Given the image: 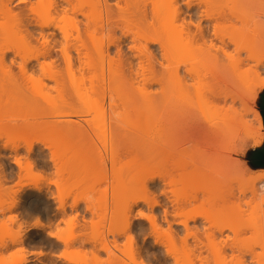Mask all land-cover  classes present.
Instances as JSON below:
<instances>
[{"label":"rangeland","instance_id":"1","mask_svg":"<svg viewBox=\"0 0 264 264\" xmlns=\"http://www.w3.org/2000/svg\"><path fill=\"white\" fill-rule=\"evenodd\" d=\"M107 1H109L111 7L113 8L112 11L110 13H107L104 10L105 5L101 6L102 7V8L100 7L101 12L99 11V18L97 20L93 21L90 20L89 16L84 17L80 15L79 18L83 22H80V25L78 24L80 27L79 33L78 31H76L75 27H73V24L68 20L67 21L65 20L64 22L61 21L58 24V27L50 28L46 30V34L48 33L51 34V31L55 32V36L50 37L51 38L50 43L52 45H56L57 48L59 49L60 48L64 49L65 44L68 45L67 55L71 56V59L73 60L72 62V60L69 59L68 62L70 64H67L68 62L65 61L67 60L64 55L65 52L63 53V57H64L63 58L61 50H59L58 54L60 55V57L58 56L59 62H57L59 65H56L54 67L58 73L57 76L58 78H56L57 80L55 79L51 80L52 78L44 77V81H42L39 78V76L42 74V72H38L40 71L39 69L37 73L34 74V76L32 74H31L32 76H30V72H28L29 74L28 73L27 74L29 76L26 77L27 74L26 75L23 74L25 76H22V74L20 75V72L15 65L13 66L15 71L13 70V68H8L9 67L8 63L11 58H14L15 60L19 59V57L15 53L19 52L20 50L21 52L19 53L22 54L23 53L26 54L29 48H34L35 50H37L38 48L37 51H39L41 49L40 42L42 41V39H40V42H38L30 35L27 36L25 31L21 32L19 29L15 27H4L3 29L0 28V58L2 56L1 53L9 50L7 54L8 56H6L7 58L6 57H5L6 59L4 58L6 61L5 63H7L8 66L5 72L11 71V74H14V81H15L12 82L7 78H0V118H6L8 122H11L12 119L14 118H31L35 122L34 127H27L23 125L19 120H17V123L14 124L16 127H13L14 126L13 125L11 130L8 129L9 131H7L4 128V126L2 127V129L0 127L1 130H3L4 128L7 131L6 133H4V130L3 133L0 132V135L7 136L6 142L10 143L13 146V148H15L16 145H18L19 148L18 158H21L20 160L22 165V167L19 168L15 164L14 160H12L13 156L16 157L13 148H10L11 146H7L5 148L3 146V143L0 142V154L3 153L2 155H0V163H3L4 165V177L1 176L0 179H4V182L6 184H16L20 188V192L17 194V199H18L17 205L14 206V209L12 208L11 210H8L4 213H0V220H11L13 222L14 227L20 224L21 222H23L26 229L23 235L24 239H22L24 243L22 241L16 244L9 243L7 249L6 248L0 249V251H3L0 253V257H4V258L11 257L10 261H8L7 259H0V264H23V263L25 264L26 261H27L26 264H53V263L54 264H89V257L87 254L88 250H96V249H97L96 250L97 253L100 251L97 254L99 257H101L102 259L107 257L108 255L107 252H104V250L101 251L99 247H96V245L98 246V244L95 245L93 241L88 239V233L91 228L90 222L94 218V214L87 207L86 202L84 200L79 201L78 203H76L75 206H73L75 190L73 191L72 194L68 195L64 201V198L66 194L70 191V189L69 186L63 182H58L59 184L58 188L56 187V185L50 184L52 182L51 180L49 182L43 181L39 189L31 185L32 182L39 183V181L44 179L45 177L54 176L56 170V163L62 175L64 172V168L67 165L70 169H75L77 173L76 176L74 177L75 180L95 181L102 185L103 199L106 208V210L104 209V212L108 210L105 213V214L108 213L107 214L108 218L107 216H105V221H104L105 230L109 228L111 223L110 216L113 213V211L117 209L118 204L122 205L125 202H128V204L130 203L133 204L135 198H138L136 196H138V194L140 196V192L138 193V190H136L135 192L136 196L133 195L131 197V200L133 201L130 202L127 194L121 189L122 171H124L125 169H137L142 164L141 157H138L140 152L138 151L137 147L133 145V140L131 142L129 141L130 139L128 138L131 136V134L134 131H128L130 132V135L128 136V132H126L124 129L119 127L115 122L112 124L107 121H105V123L103 121L99 123L98 121L100 120L97 121L94 115V113L97 114L96 112H98L97 110L98 107L100 106L101 108V104L102 106L103 105L105 106L107 112L111 109L112 96L106 90L104 83L109 78L112 65L106 62L104 69H101L99 68V66H89L88 64H86V60H88L89 58L96 57L95 37L111 32L112 35L114 37H117L118 39H116L114 43H109L108 41H105L104 48L106 52V61L110 57H118L119 70L123 78L129 84H134L135 82L142 80L141 64L142 63L146 64V66H148L150 70V78L148 80L143 81V88L145 91L152 94V99L157 103L160 109L163 110L166 105V102L165 104L162 105V100L164 97L161 95L160 89L163 85L164 79L168 74L167 71H164L165 68L164 66H166L169 63L168 58H166L164 54L165 52L168 51V47L166 51H163L162 49H160V45L158 41L155 42L151 40L153 41L151 42L150 40H144L142 38L138 41L135 38L134 33H128L125 35L121 27L124 21L120 19V16H121V8L126 3V0L123 1L120 0L119 1L120 6L114 5L117 2V0L116 1L107 0ZM162 2L163 0H142V3L136 5L141 7L145 5L144 7L147 8L150 14V15L148 14L149 19L147 18L148 19V21L146 20L147 22L145 20L141 21V19L138 20L139 17L136 16L138 7L135 10V8L134 9L132 8L133 7L132 5L131 13H132V9L133 12L135 10L134 15L135 17L138 18V19L135 18L132 13L133 15L132 19L141 29L150 30L152 25L159 27L161 29V35H162L161 38L165 37L164 36L165 30H167V32L170 35L175 37L176 34L175 28L173 27V25H171L168 18L165 16L164 10L162 8L157 7V5L161 4ZM102 3L104 4V1ZM176 4H178L180 9L182 8L183 10L186 7L185 2L182 0H176ZM13 5H14L13 7L16 10H18L19 7L24 6L23 4L18 3L17 0L13 3ZM116 7H120V9ZM141 7H139V9ZM203 7H205V5L193 3L191 10H189V13L194 14L196 12L198 15V13L201 11ZM93 14L94 13H92L91 15ZM96 14L97 13H95L94 15ZM221 15H223L224 17L227 15H228L227 17H229L231 15L229 19L232 18V20L235 23H237V21H235L234 18L235 17L238 18V17L234 15L227 8H225L220 14L213 16L212 18L217 20L221 18L223 19V16ZM232 15H234L235 17H233ZM227 17L224 18L225 20H223V22H225L227 19L228 23L231 22L234 23L233 21L228 20ZM196 19L199 18L197 17ZM239 21L238 24L234 23V26L235 25L239 26L242 23V21L240 22ZM179 22L181 21L180 20L178 22L176 21V24ZM217 22H219L220 25L222 23L220 21ZM204 24L207 27V30H209L207 34L209 35L212 34L210 36L208 35L209 37L207 36V38H210L211 36H213L212 24H210L209 20L207 21L205 20V22H203V25ZM225 25L226 24L224 23L223 28H225ZM194 28L193 27L191 28L193 29L194 32H192V30H189L193 33L192 34L193 36L194 33H196ZM219 31H221V29ZM187 32L188 31L185 30L183 33L184 40L187 41L190 44V46L193 48L198 47L208 50L212 55L213 62L209 64L204 71L201 72V74L205 75V79L202 78L200 79L201 81L198 80V77H196L197 73H198L197 76L199 75L201 76L200 72L197 73L196 71H193V73L190 72L191 64L182 63L177 68V70H179L178 73L179 75L185 74L183 76L187 77L184 83H182L186 91L194 100L197 101L196 107L186 116H184L179 122L180 131L177 135V139L179 141H182L183 145L192 144L204 149L208 153H214L215 151H217L219 147L221 132L215 130L211 131V133L207 135L208 138L206 139V137L202 135L203 134L202 131L204 132V128L206 127L207 128L213 127L215 129V127L217 126L215 125L214 122L216 121H214L215 119L213 118L215 116V110L223 109L225 104H226L225 108H228L230 106L239 108L241 105L240 102L243 99L246 101L248 106L252 107L255 110V112H257V114L259 115L257 126L259 127L260 125H264V116H263L264 86H258L255 89L254 101L247 100L245 97H243L241 93V88L243 87L244 82L241 80L240 74L238 76L237 72L238 71H239L238 73L251 72L252 74H254L253 71L256 70V67L254 66L256 61L254 58H252L253 60L248 58V56L250 55L248 50L243 48L242 51L241 48L236 50L234 48L237 45L236 41L234 42L236 44L232 43L230 44V46L225 47L216 38L212 39L214 38V36L210 38V40L212 39L215 45H212L213 43L206 38L200 40L198 37H196L195 40H193L194 42L191 43L190 37L192 36L190 32L189 33ZM66 33L68 35H66ZM35 35H37V33ZM65 36L66 37L68 36V38H65ZM225 38L227 39V35L225 36ZM139 43H143L145 45L147 49L146 53L140 50L138 46ZM119 44L122 49L121 56H119V54L117 53V45ZM219 46H222L224 50H219L217 48ZM76 47H78V50ZM216 48L219 50L218 52L216 51ZM12 49L13 51L14 50L17 51L13 52ZM80 50H83L82 52H79V54L81 53L82 55L81 56L82 63L80 61V57H79L80 55L76 53ZM149 50L151 51V53H149L150 52ZM239 50L241 51L240 53L237 52ZM222 51H224L225 53ZM135 54L136 57H134ZM128 55H130V57ZM137 55L140 57H138ZM149 55L151 57L150 65H148ZM153 55L154 58H156L157 60L152 58ZM25 56L27 57V55ZM218 56L223 59L222 61L223 64L219 62ZM127 57H129L130 61L133 60L132 61L133 67L131 68V71L129 70L128 65H126L127 64L126 61H128ZM40 59L43 60V58ZM231 59L234 60V61L232 60L233 65L236 64L237 66L235 65V67H233L232 62L230 63ZM33 61L36 62V60ZM70 67L71 69L69 70L68 68ZM237 67L239 68V70ZM262 67L263 66H261V69H263ZM3 68L5 69V67ZM235 68L238 71L235 70ZM188 69L190 70L189 72L187 71ZM154 73H156L158 76L154 75ZM191 74L193 75L191 76ZM207 75H209L208 76L210 77L209 83L212 85H210L207 81L206 82L211 86V88L207 84L204 85L205 83H203L202 81L208 78ZM261 76L264 77V72L261 73ZM211 77L213 78L216 77L215 78L217 79L216 81L217 82L221 81L222 83L220 84L219 82L218 83L219 86H218L217 82L215 83L214 81L215 79L213 80ZM211 80L213 83L211 82ZM57 84H58V88L56 91L54 89L52 91L48 90L52 85H57ZM213 84L215 90L216 87L218 88L220 87V89L223 90L227 88L230 89V91L229 90L227 91H229L228 94L231 96H228V94H226V90L223 91L225 92V94H223V97L226 96L225 100H223L225 101L224 104H221L223 102L219 101L220 99H222V97L220 96L218 97L219 100H217V97H215L216 98L215 100L214 98V95L216 94L214 93L215 91L213 92L214 94L211 93L213 91V90L211 91V89L214 88ZM221 91L218 90L217 93L220 92L221 94ZM232 95L235 98L232 99L233 102L230 101ZM198 97L202 98L200 99L201 104L198 103L199 101ZM132 99L134 101H132ZM209 99L210 100L213 99V100L207 101ZM125 102L127 103V105L129 104L128 106H130V108H132L133 104L136 107L140 103V97L138 95H133L130 98H126ZM203 102L207 103L209 108H207L208 107L207 104ZM229 102H231L232 104ZM123 106L124 105L122 104L121 107ZM203 107L206 111L203 109ZM75 110L77 112L79 111L78 112L79 116H77V118L76 117L74 118L80 119L83 117L82 119H80V121H78V123L80 122L79 124L77 125L73 124L72 126H68L67 123L64 124L63 122L61 124L56 123L55 120L57 119L61 120V118H65V117L69 118L70 115L68 113H71L72 111L73 114H76ZM207 112L209 113V115ZM58 113L59 114L63 113V114L59 116ZM64 113H66V115H64ZM85 119H88V122H86ZM89 120L91 121L89 122ZM136 125L138 131L136 133H139L140 135L142 134V132L144 133L145 129L142 130L140 128H145V118L141 119L140 121L138 120ZM9 126L7 127L9 128ZM76 127H78L79 131L81 132L77 130L78 128L75 129ZM75 130L76 133H74ZM153 133L157 136L159 135L158 139L161 141V135L158 133L155 127L153 128ZM138 135L136 134V136ZM139 137H141L140 139H142L143 135ZM134 139L137 140V138ZM130 142L132 146L129 144ZM27 145L29 146L32 145L31 151L26 150L27 149L26 147H28L29 149V146ZM127 145H129L130 148L127 147ZM263 147H264V139H258V146L255 149L249 147L243 153L237 152L234 154L233 159L239 161L242 165H244L246 170L251 174L256 175V174L264 173V167L256 165L252 159L253 153L257 150L262 149ZM24 148L26 151L24 150ZM27 157L29 158L28 160ZM53 158L55 160H53ZM27 162H29L30 164L33 163L34 165H31L32 167L30 168V166L27 165L28 164ZM173 168L175 169L176 175H182L186 181H193L192 187L190 188L187 196L178 202L174 201L170 191H166V189L170 187L168 184L165 185L166 194L162 193L161 182H163L164 179L167 181L169 177L162 178L163 179L162 180L158 176L160 174H158V175H148L141 178V183L148 179L153 180V181L149 180V185H150L149 188L151 192L149 196L150 198L152 196L153 199L157 200L159 203L158 205H155L153 208V212L158 219L157 222L160 219V217L158 216L160 215L162 216L163 214L162 211L165 207L166 208L168 207L170 213L173 212L174 210L173 203H177L178 205L182 206L181 207L182 209H192L194 210V212L207 214L208 210L202 207L201 204L208 199L209 192L202 183H199L195 180V178L200 176L201 169L200 168L195 169V167H191V166H188L185 170L180 169L177 166H173ZM106 178L110 180V183H104V180ZM7 179L9 180L8 182ZM141 183L138 186L139 190L140 187L142 186ZM239 187L240 185L237 182H231L225 185L223 188H221L214 199L213 202L214 207L229 215L235 214L238 207L240 208L246 207V202L251 200L250 197L245 196L246 198L243 197V199L241 198L238 200L233 197V195L236 193ZM56 196L57 198L63 197L62 199L64 202L60 201L62 205L64 203L63 206L64 208L62 207L63 209L59 206V202H58L59 198L57 199ZM33 199L35 200L39 199L41 204L38 209L31 212L27 209L26 205L29 200H33ZM137 201H138L137 205L130 204L131 206L129 207H131V209L128 208L130 209V211H128V213L130 214V215L128 214V217H130L129 220L132 224V225L130 224L131 226L130 235L134 234L133 236L131 235L133 237V240L132 239H130V241L127 240V246L129 250L135 251L137 249L136 250L137 253L139 249L138 253L139 252L141 253V254L139 253V255H141V258L143 260L144 259L146 260L147 264L148 262L150 264H161L162 262H165L164 264L167 263L171 264L172 260L166 259V261L168 260L166 262L165 259L164 260L162 259L167 257L164 256L165 253L164 248L153 241V239H155L154 237L155 235L152 233L154 231L153 229H151L152 227V225H150L151 223L148 221L146 216L145 217L138 216L139 214L138 211L140 210L141 211L144 210L143 212L145 214L147 213L150 214V212L152 211L150 205H147L148 203L142 202V200L139 199ZM15 216H17V218L14 219ZM37 217L43 223L42 224L43 226L30 227L32 222ZM73 217H75L74 223L76 224V227H74L72 231L73 233H78L80 235H78L70 244L66 245V243L63 240L56 237L54 233L61 232V229L65 227V221L68 219H73ZM200 222H202L205 226L217 225L214 224L215 217L209 216L208 218L203 214H199V218L196 220V222H190V225H194L195 223L199 224ZM163 226L165 228L167 227L165 223H163ZM175 227H177L178 229H182L181 226H175ZM234 229L238 230L240 236L250 235L252 231L251 228L243 227L240 224H234L231 227H226L225 232L221 237L218 238L216 237L217 239L215 238L216 242L215 241L213 242L215 243L218 242L217 245L211 243L212 241L206 242L207 239L203 238L205 240V241L203 240L204 243L207 244L209 243L211 245V246L209 245V248L207 244L203 245V247L204 246L207 247V248L205 247V250L203 249L204 251H202L204 252L203 259L205 258V256H207L209 264H216L217 254L214 247L218 248L220 245L219 242L221 243V240L222 241L225 240V243L223 242V245L220 248V255L224 257H231L236 251V249L232 246L233 244L232 238L237 234V231H234ZM62 234L63 233L61 232V235ZM40 237L43 239H40ZM108 237L110 238L109 240H112L111 233H109ZM126 237L125 235H123L121 236V238L119 237L118 238L119 240L117 239V241L122 243L124 242V240L127 239ZM175 241L176 242L173 241V248L175 249V252H180L181 248H183V255L185 256L186 260L189 261V264H199V259L201 258V256L199 257L198 255L199 254L201 255L202 253L198 254L199 251L196 252L197 250L192 241L190 242L191 244H189V246L185 245L186 247L182 245L183 242L181 240L176 239ZM192 244L194 247L192 246ZM192 247L193 249L195 248V250H192ZM187 249L190 251H187ZM114 250L117 253V255H122V253H120L118 249H114ZM258 250L259 248L257 247V251ZM37 251L38 252L42 251V254L35 253ZM196 255L198 256V258ZM22 256L26 259H24ZM23 259L25 260V262H23ZM245 259L251 260V254L246 255ZM201 262H202V258L200 263ZM204 264H208V263H204Z\"/></svg>","mask_w":264,"mask_h":264},{"label":"clouds","instance_id":"2","mask_svg":"<svg viewBox=\"0 0 264 264\" xmlns=\"http://www.w3.org/2000/svg\"><path fill=\"white\" fill-rule=\"evenodd\" d=\"M184 2L189 7L193 3L205 5L199 12L201 19L216 16L225 8L230 10L242 23L239 26L223 28L224 34L229 35L237 42L238 49H247L251 57L256 58L258 61L264 60V0H184ZM85 3H87V0L78 5V7L82 8ZM140 3H142V0H126V3L121 8L120 19L124 21L123 25H121L124 34L134 33L138 41L141 38L144 40H161V29L159 27L152 25L150 30L141 29L132 19L131 7L133 4L139 5ZM91 7H96V5L91 4ZM157 7L164 10L165 16L176 30L175 37L170 35L167 30L164 31V36L168 41V51L164 54L168 58L169 63L165 66L168 74L160 89V93L166 101L163 110L152 99V94L143 88V81L150 78V70L146 64H141L142 80L129 84L119 70L118 57H110L106 61L105 41L114 43L118 39L111 32L95 37L96 57L86 60V64L89 66H99L101 69H104L106 62L112 65L109 78L104 85L112 96L110 118L119 127L126 132L137 131V117L142 114L145 118V131L142 139L133 141L138 151L142 153L140 155L142 164L137 169H125L122 171L121 189L127 194L131 202L133 201L131 197L140 185L142 177L156 174L167 175L169 179L166 183L170 187L166 191H170L174 201L178 202L187 196L193 181H186L182 175H176L175 169L170 162L175 158L185 163H197L201 173L195 180L202 183L209 192L208 199L201 204L202 207L208 210V213L199 214H203L208 218L209 216L215 217L214 224L222 228L240 224L252 230L250 235L240 236L238 230L234 229L237 234L232 238V246L236 251L231 257L220 255V248L223 242L218 248L214 247L217 254L216 264H264V191H254L256 182L264 179V173L251 174L244 165L233 159L235 153H243L249 147L255 149L258 146V139H264V125L257 126V112L248 106L245 100H242L239 108L230 106L215 110L214 119L221 131V138L219 147L214 153H208L192 144L181 145L178 142L179 122L196 107L197 101L187 93L180 77L177 75L176 69L180 64L188 63L191 64V71L202 72L213 62V58L208 50L198 47L193 48L184 40L185 25L183 23L176 24V16L179 9L176 0H163ZM87 15L93 21L99 18L98 12L94 16L89 13ZM192 23H196L197 27H199L198 21H193ZM217 28L220 29V26L218 25ZM66 35L68 34L66 33ZM138 46L142 52H147L143 43H139ZM67 47L68 45L65 44V55H67ZM41 54L34 48H29L26 53L28 59ZM17 56L19 59H14L10 67H13L14 64L19 72L23 74L25 54L18 53ZM150 62L151 57L149 56L148 65H150ZM41 67L42 74L39 78L42 81H44V77L57 78L58 73L53 64H42ZM0 78H7L15 82L14 75L11 73L6 74L2 65H0ZM241 79L244 82L241 88L243 97L254 101L255 89L258 86H264V77L257 80L256 75L249 72L242 74ZM57 88L58 84L52 85L48 90L52 91L54 89L56 91ZM133 95L140 97V103L134 109L125 103V99ZM122 104L124 105L123 107H121ZM17 120L27 127L35 126V122L31 118H14L11 122L15 124ZM6 123H8L6 118H0V127H3ZM56 123L61 124L62 122L57 119ZM63 123L66 124L67 122ZM154 127L161 136H167L168 139L161 142L157 135L153 133ZM6 141L7 136L0 135V142L3 143V146H11L13 148ZM12 160L16 164L18 163L14 156ZM53 160L55 159L53 158ZM76 174L75 169H70L66 165L62 175L56 163L54 176L45 177L39 183L32 182L31 185L39 189L43 181L49 182L51 180L50 184H54L58 188V182H63L70 189L64 201L75 190L73 206L81 200L86 202L87 207L94 214V218L90 222L91 228L88 233V239L93 241L94 244H98L100 249L108 253L107 257L102 259L95 250H88L89 264H146L145 260L142 258L138 259L135 251L129 250L127 246V240L130 235L128 233V202L117 205L116 211L111 214V225L106 232L104 229L105 202L102 185L95 181H77L74 179ZM0 176L4 177L3 163H0ZM231 182H237L242 190L252 189L254 191V196L246 202V207H238L233 215L216 209L213 203L218 191ZM104 183H110V180L106 178ZM19 192L20 188L18 185L6 184L4 179H0V213L12 209L17 204V194ZM148 198L150 196L147 198L140 196L137 199ZM58 201L59 206L62 208L64 203L61 205L59 199ZM140 215H143V213H140ZM74 220L75 217L65 221V227L61 229L62 235L61 232L54 233L66 245L80 235L72 231L76 227ZM42 226V222L38 217L30 225V227ZM25 230L23 222L14 227L11 220H0V249L7 248L9 243L16 244L22 241ZM154 231L157 234L155 227ZM161 231L163 230L161 229ZM109 233L127 234V239L122 243L118 242L115 237L109 240ZM257 247L259 248L258 251ZM113 248L118 249L122 255H117ZM167 249L170 253L177 256L179 264H189V261L183 255V248H181L180 252H174L172 246L167 243ZM187 251L190 250L187 249ZM248 254H251V260L245 259ZM0 259L10 261L11 257H0Z\"/></svg>","mask_w":264,"mask_h":264},{"label":"bare ground","instance_id":"3","mask_svg":"<svg viewBox=\"0 0 264 264\" xmlns=\"http://www.w3.org/2000/svg\"><path fill=\"white\" fill-rule=\"evenodd\" d=\"M16 0H0V28H4V27H15V28H17V29H19L21 32H26V34H27V36L28 35H30L31 37H33L34 39H36L38 42H40V39H42V41L40 42L41 43V49L38 51V52H41L42 54L41 55H38V56H36V57H34V58H32V59H28V57H26L25 56V64L23 65V68H24V72H23V74H27L28 72H30V76H32L31 74H35V73H37V71H38V69L40 70V71H38V72H42V67H41V65L42 64H48V63H51V64H53V66L55 67L56 65H59L57 62H59V60H58V56L60 57V55L58 54L59 53V50H61V53H62V57H63V53L65 52L64 51V49L62 48H57V46L56 45H52L51 43H50V40H51V36L53 37V36H55V32H53V31H51V34H46V30H48V29H50V28H55V27H58V24L61 22V21H69V22H71L72 24H73V27H75V29H76V31H78V33H79V29H80V27H79V25H80V22H83V21H81V19L79 18L80 17V15H82V16H84V17H88L89 15H87V13H89L90 15L92 14V13H99V11L101 10V6H103V5H105V11L107 12V13H110L111 11H112V7H111V5H110V3H109V1H107V0H87V3H85L84 4V6L82 7V8H79L78 7V5H80L81 3H84L85 2V0H17V2L18 3H21V4H23L24 6H22V7H19L18 8V10H16L13 6V3L15 2ZM104 1V4L102 3ZM116 1V0H115ZM119 1L120 0H117V2L114 4L115 6L117 5V6H120L119 5ZM121 1H123V0H121ZM182 1H184V0H182ZM109 4H108V3ZM182 3V2H181ZM91 4H94V5H96V7H91ZM108 4V5H107ZM186 4V3H185ZM194 4H196V3H194ZM135 4H133V9L135 8V10L137 9V7H138V10H137V15L136 16H138L139 17V19L137 18V17H135V15H134V12H135V10H134V12H133V9H132V13H133V15H134V17L135 18H137L138 20H140L141 19V21H148V16L150 15L149 14V12H148V10H147V8L146 7H144V6H134ZM183 5H184V3H183ZM16 6V5H15ZM110 6V7H109ZM201 6V5H200ZM86 7H87V9H86ZM101 7V8H100ZM139 7H141L140 9H139ZM182 7V6H181ZM116 8H119L120 9V7H116ZM191 8H192V6L191 7H189V5L188 4H186V7H185V9L183 10L182 8L180 9V7H179V9H178V15L176 16V21L178 22L179 20L181 21V22H179L180 24L181 23H183L184 25H185V30L186 31H188L187 33H189L190 32V34H191V36L192 37H190V42L191 43H193L194 41L193 40H195V38L196 37H198L200 40L201 39H208L210 42H212L213 44L212 45H215V43L213 42V40L212 39H217L218 41H220L225 47H228V46H230V44H232V43H234L235 41L229 36V35H227V39L225 38V36H226V34H223L224 32H223V24L225 23L226 25H225V27L226 26H234V21L232 20V18H230L229 19V17H231V15L229 16V17H227V16H225V17H227L228 18V20H231V21H233L234 23H232L231 21V23H228V21H227V19H226V21L225 22H223V20H225L224 18V16L223 15H221V16H223V19L221 20V19H213L212 17H210V18H208V17H205V18H203V19H201V17L199 16V13H198V15H197V13L195 14H193V13H189V10H191ZM200 8V7H199ZM182 10V11H181ZM197 10V9H196ZM200 10V9H199ZM101 12V11H100ZM138 13H139V15H138ZM184 13H186V14H184ZM93 14V15H94ZM136 14V13H135ZM149 14V15H148ZM73 15V16H72ZM132 15V16H133ZM233 17H235L234 15H232ZM133 17V18H134ZM199 18V19H196V18ZM148 18V19H147ZM220 18V17H219ZM235 19V21H237V23H235V24H238V21H239V19L238 18H234ZM237 19V20H236ZM137 20V21H138ZM205 20L207 21V20H209V22H210V24H212V28H213V36H214V38H212L213 36H211L210 38H212L211 40H210V38H207V36L209 35V34H207L208 32H209V30H207V27L205 26V24L203 25V22H205ZM146 21V22H147ZM193 21H198L199 22V27H197V25H196V23H192ZM217 21H220V22H222L221 23V25H220V23L219 22H217ZM241 21V20H240ZM239 21V22H240ZM145 23V22H144ZM179 23H177V24H179ZM228 23V24H227ZM79 24V25H78ZM147 24V23H146ZM209 24V23H208ZM207 24V25H208ZM230 24V25H229ZM172 25V24H171ZM218 25H220V29H221V31H219L220 29H218L217 28V26ZM235 26H237V25H235ZM194 28V30H195V32L196 33H194V36L192 35L193 33L192 32H194L193 31V29H191V28ZM210 27V26H209ZM188 28V29H187ZM209 29V28H208ZM189 30H192V32L191 31H189ZM212 30V29H211ZM210 30V31H211ZM38 31V32H37ZM211 32V33H212ZM37 33V35H35ZM210 35H212V34H210ZM209 35V36H210ZM225 35V36H224ZM29 36V37H30ZM162 36V35H161ZM208 36V37H209ZM65 38H68V36L66 37L65 36ZM198 38H197V40H198ZM151 41V40H150ZM153 41H155V42H159V45H160V49H162L163 51H166L167 50V47H168V41H167V39L164 37V38H161V40H153ZM153 41H151V42H153ZM203 41H205V40H203ZM207 41V40H206ZM156 44V43H155ZM234 44H236V43H234ZM43 45V46H42ZM222 45V46H223ZM222 46H219V47H217L219 50H224V48L222 47ZM77 48V50H78V47H76ZM216 48V51L218 52L219 50ZM236 50L238 49L237 48V45L234 47ZM10 49V48H9ZM79 49H80V47H79ZM240 49V48H239ZM244 49V48H243ZM7 50V49H6ZM11 50V49H10ZM37 50H38V48H37ZM76 50V51H77ZM235 50V51H236ZM12 51H13V49H12ZM17 51V50H16ZM15 50L13 51V52H16ZM83 50H80V51H78V52H76V53H78V55H80L79 57H80V61H81V53L79 54V52H82ZM150 51V50H149ZM148 51V52H149ZM241 51H242V48H241ZM240 50L239 51H237L238 53H240L241 52ZM8 52H9V50H7V51H4L3 53H1V58H0V63H1V65L3 66V67H5V69H4V71L5 70H7L6 68L8 67V68H13V70H14V67H10V64H12V62H13V60H14V58H11L10 59V61H9V63H8V66H7V63H5L6 61H5V59L7 58L6 56H8L7 54H8ZM19 52H21V50L19 51ZM19 52H17V53H19ZM23 52V51H22ZM222 52H224V51H222ZM12 53V52H11ZM17 53H15L16 55H17ZM26 53V52H25ZM117 53L119 54V56H121V54H122V49H121V46H120V44L119 45H117ZM146 53V52H145ZM149 53H151V51L149 52ZM149 53H147V54H149ZM225 53V52H224ZM20 54H22V53H20ZM24 54V53H23ZM26 55V54H25ZM64 55H65V53H64ZM70 55V54H69ZM146 55V54H145ZM151 55V54H150ZM149 55V56H150ZM125 56H126V54H125ZM129 57H130V55H128ZM138 56V55H137ZM148 56V55H147ZM6 57V58H5ZM78 57V56H77ZM129 57H127V60L128 61H126L127 62V64L126 65H128V68H129V70L131 71V68L133 67V60L132 61H130V59H129ZM134 57H136V54L134 55ZM138 57H140V56H138ZM146 57V56H145ZM251 56L249 55L248 56V58L249 59H252V58H254V57H251ZM5 58V59H4ZM40 58H43V60H41ZM64 58V57H63ZM65 58L67 59V60H65V61H67L68 62V60L69 59H71V56H68V55H65ZM149 58V57H148ZM152 58H154V55H153V57ZM218 58H219V62L220 63H222L223 64V59L221 58V57H219L218 56ZM78 59V58H77ZM126 59V58H125ZM154 59H156V58H154ZM255 59V61H256V63H255V67H256V70L255 71H253L254 72V75H256V78H257V80H259L262 76H261V73L262 72H264L263 71V69H264V61L263 60H260V61H258L256 58H254ZM17 60V59H16ZM33 60H36V62H34ZM72 60V59H71ZM79 60V59H78ZM157 60V59H156ZM232 60L233 59H231V61H230V63L232 62ZM253 60V59H252ZM234 61V60H233ZM72 62H73V60H72ZM81 63H82V61H81ZM67 64H70L69 62L67 63ZM160 64H162V63H160ZM234 64H235V62H234ZM232 65H233V62H232ZM236 65V64H235ZM235 65H233V67H235ZM13 66H14V64H13ZM71 66V65H70ZM237 66V65H236ZM261 66H263L262 68L263 69H261ZM72 67V66H71ZM71 67L70 68H68L69 70L71 69ZM165 67V66H164ZM238 68V67H237ZM18 69V68H17ZM180 69V68H179ZM10 70V69H9ZM177 70V69H176ZM235 70H237L236 68H235ZM238 70H239V68H238ZM237 70V71H238ZM15 71V70H14ZM164 71H167L166 70V67L164 68ZM188 72L190 71L189 69L187 70ZM10 73H11V71H9ZM9 72H5V73H9ZM191 73H193V71H190ZM206 72V71H205ZM204 72V73H205ZM239 72V71H238ZM237 72V74H238V76H239V74H240V78H241V76H242V74H246V73H244V72H241V73H238ZM19 73V72H18ZM140 73V72H139ZM138 73V74H139ZM168 73V72H167ZM179 73V70H177V75L180 77V79H181V82L182 83H184V81H185V79L187 78L186 76H183V75H185V74H178ZM197 73V72H196ZM207 73V72H206ZM22 74V76H25V75H23ZM29 74V73H28ZM26 75V77L27 76H29V75ZM189 74V73H188ZM200 74H201V72H200ZM14 75V74H13ZM16 75V74H15ZM20 75H21V73H20ZM36 75H38V74H36ZM140 75V74H139ZM154 75H157L156 73H154ZM182 75V76H181ZM193 74H191V76H192ZM198 75V73L196 74V77H198V80H200V79H202V78H204L205 79V75H203V74H201V76L199 75V76H197ZM34 76V75H33ZM58 76V75H57ZM158 76V75H157ZM190 76V75H189ZM202 76H204V77H202ZM209 75H207V77H208ZM200 77V78H199ZM58 78V77H57ZM213 80L216 78V77H211ZM157 79V78H156ZM210 77H208V78H206V80H202L203 81V83H205L204 85H206L207 84V82L209 83L210 82ZM51 80H53V79H51ZM55 80H57V79H55ZM148 80V79H147ZM217 79H215L214 81H215V83L217 82L216 81ZM242 80V79H241ZM160 81H161V79H160ZM201 81V80H200ZM205 81V82H204ZM207 81V82H206ZM243 81V80H242ZM147 82V81H146ZM211 82H212V80H211ZM220 82V84L222 83L221 81H218L217 82V85L219 86V83ZM151 83V82H150ZM202 83V82H201ZM213 83V82H212ZM210 84V83H209ZM209 84H207V85H209ZM146 85V84H145ZM148 85H149V83H148ZM210 85H212V84H210ZM209 85V87L211 88V86ZM222 85H224V84H222ZM221 85V86H222ZM151 86V85H150ZM216 86V85H215ZM213 87H214V84H213ZM224 87V86H223ZM222 88V87H221ZM227 88V87H226ZM222 90L221 91V94H220V92H218L217 93V91L218 90ZM213 90V91H212ZM226 90V94H228L229 93V91H230V89H220V87L218 88V87H216V90H215V87L214 88H212L211 89V93H213L214 91V93H216L215 95H214V98L215 97H217V100H219V96L220 97H222V99H220L219 101H222L223 103H221V104H224V102L225 101H223V100H225V97H223V94H225V92H223V91H225ZM227 90H229V91H227ZM223 92V93H222ZM233 92V91H232ZM188 93V92H187ZM213 93V94H214ZM212 94V95H213ZM219 94V95H218ZM236 94V93H235ZM218 95V96H217ZM234 95V94H233ZM232 95V97H231V102H233L232 101V99L234 98V96ZM228 96H231V95H229L228 94ZM237 96V95H236ZM238 97H239V95H238ZM133 99H135V98H133ZM132 99V101H134ZM198 99H199V101H198V103H200L201 104V100L200 99H202L201 97H198ZM197 99V100H198ZM235 99V98H234ZM236 99H237V97H236ZM129 100V99H128ZM213 99H209V100H207V101H212ZM215 100H216V98H215ZM226 100H227V98H226ZM243 100V99H242ZM130 101V100H129ZM205 101V100H204ZM235 101V100H234ZM165 99L163 98V100H162V105L163 104H165ZM231 102H229V103H231ZM100 103V102H99ZM126 103V102H125ZM203 103H205V102H203ZM202 103V104H203ZM214 103V102H213ZM213 103H212V105H213ZM220 103V102H219ZM229 103H227V104H229ZM241 103V102H240ZM127 104V103H126ZM132 104V103H131ZM205 104H207V103H205ZM232 104V103H231ZM129 105V104H128ZM134 105V104H133ZM133 105H132V108L134 109L135 108V105H134V107H133ZM204 105V104H203ZM226 105V104H225ZM225 105H224V108H225ZM207 106H208V104H207ZM130 107V106H129ZM99 108H100V106L98 107V112H96L97 114H95L94 113V115H95V117H96V119H97V121L98 120H100V121H98L99 123L100 122H104L105 123V121H107V122H109V123H114V121L110 118V111H111V109L107 112L106 111V109H105V106L103 105L102 106V104H101V108H100V110H99ZM207 108H209V106L207 107ZM223 108V109H224ZM203 109H204V107H203ZM96 110V111H97ZM205 110V109H204ZM74 111V110H73ZM72 111V112H73ZM76 111V110H75ZM206 111V110H205ZM204 111V112H205ZM71 112V113H72ZM79 112V111H78ZM77 111L75 112L76 114H71V113H68L69 115H70V117L69 118H61V122H65L66 120H67V124H68V126H72L73 124L74 125H77V124H79L78 123V121H80V119H82V118H80V119H76L77 118V116H79V113H78ZM81 113V112H80ZM208 113V112H207ZM63 113H61V114H59L58 113V115L60 116V115H62ZM68 114H67V117H68ZM83 114V113H82ZM64 115H66V113H64ZM63 115V116H64ZM93 115V116H94ZM208 115H209V113H208ZM259 116V115H258ZM73 117V118H72ZM74 117H76V118H74ZM60 118V117H59ZM93 118V117H92ZM144 118V116L142 115V114H140L138 117H137V119L140 121L141 119H143ZM214 118V117H213ZM136 119V123L138 122V120ZM211 119V118H210ZM84 120V119H83ZM56 121V120H55ZM85 121L86 122H88V119H85ZM91 120H89V122H90ZM215 121V120H214ZM213 121V122H214ZM10 123V124H9ZM93 123V122H92ZM215 123V125H217V123L216 122H214ZM10 126H9V125ZM14 124L13 123H11V122H8V123H6V124H4V128L7 130V131H9L8 129H12V126H13ZM7 126H9V128L6 127ZM137 126V125H136ZM13 127H16L15 125L13 126ZM67 127V126H66ZM74 127V126H73ZM3 128V130H4V133H6L7 131L5 130ZM78 127H76L75 129H77ZM1 129H2V127H1ZM0 129V132L1 133H3V130H1ZM70 129H72V128H70ZM69 129V130H70ZM139 129V128H138ZM140 129H142V130H144L145 128H140ZM205 129H207V130H205ZM78 131H79V128L77 129ZM218 131V132H221L220 131V129H219V127L218 126H216L215 127V129L213 128V127H209V128H204V132L202 131V135L204 136V137H206V139L208 138L207 137V135H209L210 133H211V131ZM68 131V130H67ZM72 131V130H71ZM70 131V132H71ZM145 131V130H144ZM74 132V131H73ZM79 132H81V131H79ZM134 132H135V134H134ZM132 134H131V136L130 137H128L129 135H130V132H128V138L130 139H128L127 137V139L129 140V141H131L132 142V140L134 141V140H136V139H134V138H137V139H140L141 137H139V136H141V135H143L144 133L142 132V134L140 135L139 133H136V132H138V131H134ZM74 133H76V130H75V132ZM141 133V132H140ZM136 134L138 135V136H136ZM159 136V135H158ZM157 136V137H158ZM131 137H132V139H131ZM168 139V137L167 136H161V142H163V141H165V140H167ZM127 140V141H128ZM178 140V139H177ZM131 142L129 143L131 146H132V144H131ZM178 142L181 144V145H183V142L182 141H179L178 140ZM133 145H134V143H133ZM27 146H29V145H27ZM31 147H32V145L31 146H29V149H28V147H26L27 149V151H31ZM127 147H129L130 148V146L129 145H127ZM6 148V147H5ZM10 148H12V147H10ZM133 148H136V147H133ZM12 150V149H11ZM24 150H25V148H24ZM25 150V151H26ZM13 151H14V154L16 155V157H15V159L18 161V163L16 164L19 168L20 167H22V165H21V158H18V153H19V148H18V145H16L15 146V148L13 149ZM11 152V151H10ZM22 152V151H21ZM29 153V152H28ZM3 154V153H2ZM13 154V153H12ZM141 155H142V153H141ZM24 156H26V155H24ZM28 156V155H27ZM137 156V155H136ZM135 156V157H136ZM138 157H141L140 156V153H139V156ZM26 158V157H25ZM29 158L27 157V160H28ZM137 159V158H136ZM139 160H141V159H139ZM138 161V160H137ZM33 162V161H32ZM28 164V166H30V168L32 167L31 165H34L33 163H29V162H27ZM36 163V162H35ZM170 164H171V166L173 167V166H177L178 168H180V169H186L188 166H191V167H195V169H199L200 167H199V165L197 164V163H185V162H183V161H180V160H177V159H175V158H173L172 160H171V162H170ZM27 167V166H26ZM28 168V167H27ZM10 170V169H9ZM30 170H32V169H30ZM8 171V170H7ZM6 172V171H5ZM8 173V172H7ZM20 174V173H19ZM156 175H158V174H156ZM159 176V178H167L168 176L167 175H162V176H160V175H158ZM1 177V176H0ZM7 177V176H6ZM9 177H11V176H9ZM8 177V178H9ZM14 177V176H13ZM13 177H12V179H13ZM154 177H157V176H154ZM150 178V177H149ZM153 178V177H152ZM6 179V178H5ZM11 179V180H12ZM10 180V181H11ZM149 180H152V179H148V180H146V181H143L142 183H141V187H140V190L137 188V190H138V193L140 192V196H144V197H149V195L151 194V192H150V185H149ZM163 180V179H162ZM9 180L7 179V182H8ZM153 181V180H152ZM162 184V186H161V188H162V193L163 194H166V191H165V185H167V183H166V180L164 179V181L163 182H161ZM254 191L255 192H260V191H264V179H260V180H258L257 182H256V185H255V189H254ZM254 191L252 190V189H248V190H242L241 189V187H239L238 188V190L236 191V193L233 195V197L234 198H236L237 200L238 199H243V197H245V196H248V197H250L251 199L253 198V196H254ZM37 193V192H36ZM137 193V194H138ZM46 194V193H45ZM62 195V194H61ZM60 195V196H61ZM47 196V195H46ZM134 196H136V194H134ZM139 196V194H138V196H136V197H140ZM59 198V197H58ZM63 197H60L59 198V200L60 201H62V202H64L63 201V199H62ZM152 198V199H151ZM151 198H148V199H139V200H142V202H145V203H148L147 205H150V207H151V212H150V214L149 213H147V214H145L143 211H138L139 212V214H138V216H146V218L148 219V221L151 223L150 225H152V227H151V229H153V231H154V227L156 228V230H157V234L155 233V231L154 232H152L155 236V239H153V241L156 243V244H159L161 247H163L164 248V251H165V253H164V256H167V257H165V258H162L163 260L165 259V261H166V259H170V260H172V263L171 264H179V261H178V259H177V256L176 255H174V254H172V253H170L169 251H168V249H167V243L168 244H170L171 246H172V249H173V251L175 252V249L173 248V241L174 242H176L175 240L176 239H178V240H181L182 242H183V246H189V244H191L190 242L192 241L193 243H194V246H195V248H196V252H198V254L199 253H202L201 255L199 254H197L199 257L201 256V258H202V262L200 263V261H201V258L199 259V264H204V263H208L209 264V261H208V258H207V256H205V260L203 259V253L204 252H202V251H204L205 250V247L206 246H204L203 247V245H206L207 243H204V239L206 238L207 240H206V242H211V243H214L215 245H217L218 244V242L217 243H215L216 242V239L218 238V237H221L223 234H224V232H225V228L226 227H220L219 225H211V226H205L202 222H200L199 224H194V225H190V222H196V220L199 218V213L198 212H194V210H192V209H182L181 207L182 206H180V205H178L177 203H173V207H174V210H173V212L172 213H170L169 212V210H168V207L166 208H164L163 209V211H162V216L160 215V216H158V217H160V219H159V221L157 222V217L155 216V214H154V212H153V208H154V206L155 205H158L159 203H158V201L157 200H155V199H153V197L151 196ZM246 198V197H245ZM62 199V200H61ZM18 200V199H17ZM20 200V199H19ZM22 200V199H21ZM138 199L137 198H135V200L133 201V204H135V205H137V203H138V201H137ZM59 202V201H58ZM141 202V201H140ZM40 204H41V202H40V200L38 199V200H35V199H33V200H29L28 202H27V209L29 210V211H34V210H36V209H38L39 207H40ZM131 204V203H130ZM129 204V206H131V205H133V204H131L130 205ZM17 205V204H16ZM15 205V206H16ZM61 205H62V203H61ZM149 207V208H150ZM64 208V207H63ZM62 208V209H63ZM130 209H131V207H129ZM13 209H14V207H13ZM107 209H109V208H107ZM130 209H128V211H130ZM148 209V208H147ZM11 210V209H10ZM22 210V209H21ZM105 210H106V208H105ZM113 210H114V208H113ZM63 211V210H62ZM108 211V210H107ZM107 211H105L104 213H106ZM115 211H116V209H115ZM114 212V211H113ZM153 212V213H152ZM112 213V212H111ZM140 213H143V215H140ZM108 214V213H107ZM107 214H105V216H107ZM109 214H110V212H109ZM129 214V213H128ZM130 215V214H129ZM111 217V216H110ZM11 218V217H10ZM15 218H17V216H15L14 217V219ZM107 218H108V216H107ZM13 219V220H14ZM128 219H130V217H128ZM15 221V220H14ZM105 221V220H104ZM107 221V220H106ZM132 221V220H131ZM163 223H165L166 224V228L163 226ZM43 224V223H42ZM107 224V223H106ZM130 224H131V222H130V220H129V226H128V233L130 234V232H131V226H130ZM45 225V224H44ZM110 225H111V223H110ZM132 225V224H131ZM175 226H181L182 227V229H178L177 227H175ZM108 227V226H107ZM110 227V226H109ZM108 229V228H107ZM106 229V230H107ZM161 229L163 230V231H161ZM105 230V231H106ZM152 234V235H153ZM50 235V234H49ZM52 235H53V233H52ZM111 235H112V239L115 237V239L117 240L119 237L121 238V236H123V235H125V237H126V235L127 234H119V233H117V234H112L111 233ZM132 235V234H131ZM131 235H129L130 237L128 238V241H130V239H132L133 240V235L131 236ZM146 236V235H145ZM150 236V235H149ZM110 237V236H109ZM108 237V239H110ZM153 237V236H152ZM217 237V238H216ZM127 238V237H126ZM144 238V237H143ZM204 238V239H203ZM215 239V240H213V239ZM24 239V238H23ZM38 239V238H37ZM40 239H43V238H41L40 237ZM39 239V240H40ZM38 240V241H39ZM119 240V239H118ZM121 240V239H120ZM144 240V239H143ZM204 240V241H203ZM208 240H210V241H208ZM136 241V240H135ZM180 241V242H181ZM213 241H215V242H213ZM21 242V241H20ZM22 242H23V240H22ZM36 242H37V240H36ZM35 242V243H36ZM85 242V241H84ZM134 242V241H133ZM181 242V243H182ZM221 242H224L225 243V240H221ZM24 243V242H23ZM22 243V244H23ZM34 243V242H33ZM86 243V242H85ZM84 243V244H85ZM20 244V243H19ZM38 244V243H37ZM83 244V243H82ZM219 244H221L220 242H219ZM96 245V244H95ZM208 245V248H209V243L207 244ZM92 246V245H91ZM185 246V247H186ZM192 246H193V244H192ZM193 246V247H194ZM211 246V245H210ZM93 247V246H92ZM96 247H99V246H97L96 245ZM193 247H192V250H195V248L193 249ZM28 248V247H27ZM95 248V247H94ZM207 248V247H206ZM7 249V248H6ZM115 249V248H114ZM113 249V250H114ZM134 249H136V248H134ZM204 249V250H203ZM5 250V249H4ZM97 250V249H96ZM95 250V251H96ZM137 250V249H136ZM136 250H135V253H136ZM98 251H99V249H98ZM101 251H103V249H101ZM115 251V250H114ZM132 251V250H131ZM138 251H139V249H138ZM138 251H137V253H136V256H137V258L139 259V258H141V255H139V253H138ZM1 252H3V251H0V253ZM30 252V251H29ZM100 252V251H99ZM98 252V253H99ZM104 252H106L105 250H104ZM33 253V252H32ZM35 253H37V254H42V251H37V252H35ZM97 253V254H98ZM108 254V253H107ZM106 254V255H107ZM141 254V253H140ZM147 254V253H146ZM100 255V254H99ZM196 255V256H197ZM24 256V255H23ZM22 256V257H23ZM163 256V257H164ZM198 256H197V258H198ZM25 257H26V255H25ZM24 258V257H23ZM206 258H207V261H206ZM24 259H26V258H24ZM23 259V262H25V260ZM152 259H154V258H152ZM145 260V259H144ZM20 261H21V259H20ZM52 261V260H51ZM146 261V260H145ZM168 261V260H167ZM166 261V262H167ZM204 261V262H203ZM206 261V262H205ZM27 262V261H26ZM53 262V261H52ZM20 263V262H19ZM45 263V262H44ZM163 264L165 263V262H162ZM161 263V264H162ZM24 264V263H23ZM54 264V263H53ZM147 264V263H146ZM148 264H150L149 262H148ZM168 264V263H167Z\"/></svg>","mask_w":264,"mask_h":264},{"label":"water","instance_id":"4","mask_svg":"<svg viewBox=\"0 0 264 264\" xmlns=\"http://www.w3.org/2000/svg\"><path fill=\"white\" fill-rule=\"evenodd\" d=\"M263 102H264V96H263ZM263 116H264V103H263ZM252 159L256 165L264 167V147L260 150L255 151L252 155Z\"/></svg>","mask_w":264,"mask_h":264}]
</instances>
